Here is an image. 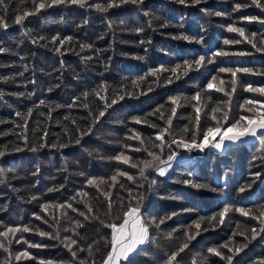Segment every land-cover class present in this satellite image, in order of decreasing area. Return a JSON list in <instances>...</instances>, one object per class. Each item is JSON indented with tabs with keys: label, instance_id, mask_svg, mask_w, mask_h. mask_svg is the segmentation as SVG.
<instances>
[{
	"label": "trees",
	"instance_id": "16d2710c",
	"mask_svg": "<svg viewBox=\"0 0 264 264\" xmlns=\"http://www.w3.org/2000/svg\"><path fill=\"white\" fill-rule=\"evenodd\" d=\"M94 2L104 3L105 0H94ZM234 2L235 0H207V3L185 6L176 3L175 0H145L139 9L129 4L110 9L107 13L97 12L95 9H81L75 5L58 6L28 17L23 25H15L11 23L14 19L13 9L26 8L29 5L26 3L21 5L18 0H13V3L9 4L11 26L6 30L0 29V47L8 49L0 53V92H3V95H0V120L8 121L0 124V132L5 133L0 136V146L9 142L19 143L17 137L12 134L13 131H19L14 128V122H20L16 113H26L29 108H34L32 118L29 119L30 142H40L38 138L42 135L41 129H43L49 133L46 137L47 143L59 140L69 143L70 146L60 150L45 147L37 152L25 149L22 152H9L0 158V169L4 171L3 177H0L4 181L0 183V208L6 209L0 211V220L4 225L40 226L45 231L58 233L61 239L72 235L71 232L64 230L72 227L71 221L62 219L59 224H55L49 216L48 219L53 224L50 228L36 220L33 214L40 213V204L45 202L60 204L70 201V198L76 196L81 189L88 192L89 196L77 197V200L87 201L94 210H98L97 214L101 219L108 221L109 217L105 214L106 201L95 188L88 187L86 181L88 177H108L116 168L127 170L132 174L137 173L136 169H130L110 159L124 150L123 144L140 147L138 141L126 139L132 134L130 129L141 132L148 140L154 138L156 130L146 124L132 123V116H144L158 105L167 104L170 96L194 95L206 87L211 76L217 75L216 70L219 67H264V55L255 53L250 45L223 44L224 39H241L237 34L227 31L228 24L233 22L237 26L244 27L248 33L255 31L264 34V25L239 21V16L242 14H264H260L257 9H248L245 13H232L231 7ZM201 8L207 9L208 12L201 11ZM217 11L231 13V16L208 14ZM145 12L149 15L145 16ZM17 14L21 13L17 12ZM85 20L88 21L87 24H84ZM109 23L113 25L111 29L108 27ZM163 24L168 26L161 27ZM137 28H142L143 31L137 32L135 30ZM25 32L30 33L31 36H25ZM181 33L190 39L173 38ZM55 35L61 38L66 36L73 38L60 53L55 52V46L51 44L47 47L40 46ZM39 36L46 39L40 41V44H33L32 37ZM101 36L103 39L100 38ZM201 38H203L201 43L195 42ZM141 41L145 43L141 44ZM81 44H89L92 47L81 52ZM220 49L230 52L252 51L254 55L217 58L216 64H208L199 71H191L172 84H164L163 80L159 84L153 83L156 78L148 76L147 80L140 84L139 89L132 88L131 82L140 76H145L150 69L160 66L172 68L184 60L198 59L201 55L208 58ZM88 56L92 58L82 59ZM25 66L28 67L26 72ZM21 72H24L23 76L19 75ZM163 75L167 76L169 73ZM219 75L226 82L230 80V74ZM238 75L245 84L252 83L254 86H259L264 83V77ZM2 78H8L7 82L5 83ZM31 80H35L36 83H30ZM102 84L108 87L106 93H101L108 97V102L121 89L133 92L146 91L148 84H151L154 90L138 98L125 96L124 100L107 110L105 116L100 118V123H95L94 117L103 109L105 102L92 93L93 90H99ZM57 85L59 87H56ZM225 86H228L227 83ZM49 88H53L54 91L48 92ZM83 93H89L87 98ZM207 95L212 97L209 101L210 106L217 100L227 99L221 93L214 91L208 92ZM253 96L252 93L238 89L237 94L233 96L234 112L247 114L238 107V104L243 103L245 98ZM77 97L80 98L76 101L77 106L68 108L67 105ZM41 99L49 101L52 105L64 107L55 108L50 119L40 116L39 112L49 111V108L43 106L36 107ZM85 103L89 105L88 108L83 107ZM207 111L208 109H205V112ZM89 112L92 115H89ZM192 112V108L187 104L178 108L179 118L174 120L177 131L188 123L187 117ZM66 115H70L77 123L73 124L71 119L65 120ZM152 120L163 123L156 121L155 117H152ZM212 123L211 120L207 121V124ZM89 125L93 126L92 133L83 136L80 144H75V138L81 134L76 129L86 131ZM259 137L250 145L235 143L223 151L206 149L202 153H195L194 159L175 162L172 170L164 177L152 174L158 180V184L146 193L148 198L143 207L146 214L165 216L172 212H180L183 208H195L196 211L181 212L168 220L165 225H161L159 231L153 230L152 235L156 239L141 246L136 264H165L170 252L176 249L183 239L182 229L190 225L198 215L210 216L225 205L245 208H259L264 205V134H260ZM169 151L179 154L186 150L172 145L171 149H165V157ZM89 153L92 155L90 156ZM128 155L135 159L146 158L145 152H128ZM37 168L39 172L33 175L37 172ZM65 168L67 171H64ZM80 172L86 173V176H81ZM189 172L192 173L190 177ZM255 172H260L261 176L254 177L252 174ZM183 179H192L197 183L210 185L218 191L212 193L176 183ZM252 180H255V183L252 184L251 189L240 193L239 188ZM125 183L129 187H135L131 182L125 181ZM60 184L64 187L58 192H48L49 188ZM147 188L145 182L144 189L138 191ZM112 191L114 200L119 201L120 197L127 200V192L117 189ZM33 196L38 199L32 200ZM169 196H176L178 199H168ZM73 204L85 210L83 203L73 202ZM67 211L73 219L83 220V217H78L71 210ZM53 214H56L55 210ZM115 215L114 209L113 216ZM229 216L230 219L225 225L214 231L202 232L191 242L189 249L181 254L183 264H192L193 260L199 261L201 257L209 255L208 247L227 242L237 223L242 226L257 224L256 221L240 216L239 213L233 212ZM173 229H177L173 239H166V235ZM0 230H3L2 226ZM79 232L81 235L76 238L81 246L93 244L94 249L101 250L95 254V258L99 259L105 251V238L110 240L111 229L101 226L98 221L85 222V226L80 228ZM20 235L29 242L52 245L40 250L29 249L39 259L63 261L65 264L71 260L70 253L60 240L41 238L33 233L17 234L18 237ZM235 239L243 241V236H237ZM11 248L15 253L25 250L27 245L16 244L13 241ZM4 255L0 252V259ZM79 255L86 257L87 252H81ZM262 257H264V234L252 241L249 247L236 257V261H239V264H251L252 261ZM209 259L218 262L217 257L210 256ZM14 264H35V261L25 260ZM73 264H79V261Z\"/></svg>",
	"mask_w": 264,
	"mask_h": 264
},
{
	"label": "snow or ice",
	"instance_id": "6c2138e0",
	"mask_svg": "<svg viewBox=\"0 0 264 264\" xmlns=\"http://www.w3.org/2000/svg\"><path fill=\"white\" fill-rule=\"evenodd\" d=\"M23 5L27 4L29 7L13 9L12 16L14 19L11 23L15 25H23L25 20L30 16H35L41 13L43 10L58 7V6H78L81 9H95L97 12L107 13L110 9L120 8L123 5H135L138 9L139 6L144 4L145 0H105L104 3H96L94 0H18ZM176 3L185 6H194L202 3H207V0H175ZM13 0H0V29L6 30L11 24L9 22V4H12ZM248 9H257L260 14H264V0H235L232 3V13H245ZM203 12H208L207 9L201 8ZM20 12L21 14H17ZM215 16H231V13H225L217 11L215 13H208ZM145 16L149 14L144 13ZM239 21L253 23L257 22L264 25V15H251L242 14L239 16ZM88 21L85 20L84 24ZM82 26V25H81ZM149 26L151 22L149 21ZM167 24L161 25V27H167ZM109 29L113 27L111 23L108 24ZM182 27V26H181ZM137 32L143 31L142 28L135 29ZM229 33L237 34L241 39H224V45H239L248 44L255 53L264 55V34L257 33L255 31L248 33L244 27L237 26L235 22L229 23L227 26ZM25 36H31L30 33L25 32ZM103 39V36L100 37ZM174 39L189 40L190 38L183 33L173 37ZM46 38L43 36L32 37L33 44H40V41H44ZM72 37L66 36L61 38L59 35L52 36L50 40L45 44H40L41 47H47L49 44L55 46L54 51L57 53L61 52L64 46L72 41ZM203 38L195 41L201 43ZM58 42V45H57ZM145 43L144 41L140 42ZM150 43V41L148 42ZM92 45L81 44L80 51L83 52L86 49H90ZM70 50V49H68ZM8 49L0 47V53H4ZM79 55V53H77ZM252 51H225L220 49L212 53L211 57L206 58L201 55L198 59L189 61L184 60L182 63L176 64L172 68H165L160 66L159 68H153L148 71L145 76H140L136 80L131 82L132 88L139 89L140 84L147 80L148 76L155 77L153 83L159 84L163 80L164 84H172L175 80L181 79L183 76L188 75L191 71H199L201 68L208 64H216L217 58L221 57H245L252 56ZM92 57H82V59L90 60ZM23 59V58H22ZM142 59V57L140 58ZM24 71H28V67H24ZM217 75L211 76L206 83V87L200 91H197L190 97L183 96H170L168 97L167 104H160L151 112L146 113L144 116H132L131 122L134 124H146L148 127L155 129V135L153 139H146L141 132L135 129H130L132 133L126 137L127 140L138 141L140 147H134L129 144H123L124 150L119 151L114 156L110 157L111 160L116 161L118 164L126 165L130 169H136L137 173L132 174L127 170L116 168L112 175L108 177H88L87 186L95 188L99 195L104 198L107 203V212L105 213L109 220L106 221L101 219L97 214L98 210H94L93 207L85 200H77V197H88L89 193L81 189L76 196L70 198V201L56 204L53 202H45L40 204V213H34L36 220L41 221L43 224L48 225L50 228L53 226L50 223L48 217L55 224H59L62 219L71 221L72 227L65 228L66 232H71L72 235H68L61 239L58 233L54 234L49 231L43 230L40 226H29V225H15L9 226L4 225L3 221L0 220V226L3 230H0V252L5 254L0 259V264H14V262L20 261H35V264H65L63 261L43 260L33 255L29 249H45L52 247L45 243L29 242L23 235L17 236L18 233H33L40 236L41 238H48L49 240H60L63 246L70 253L71 260L67 264H73L75 261H79V264H136L137 258L141 251V246L155 241L156 237L152 235L153 230L159 231L161 225H165L168 220H171L174 216L179 215L181 212H195V208H183L180 212H172L170 215L157 216L148 215L143 210L144 203L147 200V192L153 190L158 184V180L153 176L164 177L169 169L172 167V161L176 158L178 153L169 151L165 157V149H171L172 145L177 148H182L189 153L193 151L204 152L206 149H215L223 151L227 148L226 142H240L246 137H254L259 139L258 132L264 134V83L259 86H254L252 83H243L238 74L252 75L264 77V67L252 68V67H219ZM164 73L169 75L164 76ZM226 73L230 74V80L227 82L219 74ZM23 76L24 72L19 73ZM6 83L8 78H2ZM35 84V80L29 81ZM227 83V87L225 86ZM56 87H59L57 85ZM238 89L244 92L254 94L253 97L245 98L243 103L238 104V107L247 114H239L233 110V96L237 94ZM154 89L151 84H148L147 90H140L139 92L126 91L125 89L119 90L114 98L108 102V97L101 95L106 93L108 87L106 85H100L99 90H93L94 95L99 96L103 100V109L98 111V114L94 117L95 123H100V118L104 117L107 110L112 105L118 104L120 101L125 99V96L138 98L139 96H146L149 92ZM54 91L53 88H49L48 92ZM221 93L226 100H217L214 105L210 106L209 101L212 100L211 96H208V92ZM3 95V92H0ZM23 95V93H20ZM84 97L87 98L89 93H83ZM259 97V98H257ZM80 98L77 97L72 103L68 104V108L76 107V101ZM188 105L192 108L193 112L187 117L188 123L183 128L177 131L174 126V120L178 119V108ZM49 108L47 113L39 112L40 116L51 118L52 111L55 108L64 107L63 105H52L45 99L39 100V105L36 107ZM84 108H88L87 103L83 104ZM205 109H208L205 112ZM34 108H29L26 113L17 112L16 116L19 117L20 122H14V128L19 131H13V135L17 137L19 143L9 142L3 146H0V158L4 157L9 152H22L27 149L30 152H37L45 147H50L56 150L64 149L70 146L67 142H60L57 140L53 143H47L46 137L49 133L46 130L41 129L42 135L39 136L40 142H30L29 137V119L32 118ZM89 115H92L89 112ZM152 117L156 118V121H162L163 123H157L152 120ZM65 120H70L73 124L77 123L75 119H72L70 115L64 117ZM211 120L212 124H207V121ZM202 121L204 123L202 124ZM8 123V121L0 120V124ZM227 125V127H225ZM92 125H89L86 131H81L79 128L76 131H80L79 137L75 138L74 143L80 144L83 136L90 135L92 133ZM34 131V130H33ZM65 132H68L67 127ZM5 133L0 132V136ZM219 137V139H217ZM147 145V146H146ZM128 152H145L146 158L135 159L133 156L128 155ZM91 156L92 153H89ZM67 171V168L64 169ZM39 172L33 173L36 175ZM81 176H86V173L80 172ZM4 171L0 169V177H3ZM191 172L188 173L190 177ZM254 177L259 178L260 172L252 174ZM67 179V177H65ZM125 181L131 182L135 187H129ZM3 179H0V183H3ZM145 182L148 188L144 191H138L144 189ZM186 186H190L197 190H207L212 193L218 191L217 188L211 187L210 185L201 184L193 181L192 179H183L176 181ZM255 180L247 183L239 188L240 193H245L251 189L252 184ZM64 185L53 186L48 189V192H58ZM113 189L123 190L127 192V200L124 197H120L119 201L113 199ZM118 195V191H117ZM168 199H178L176 196H169ZM36 196L32 197V200H37ZM31 202V201H29ZM73 202L76 204L83 203L84 209L81 210L75 207ZM115 209L116 215L113 216V210ZM55 210L56 214H53ZM71 210L78 217H83V220L73 219L69 216L68 211ZM0 211H6L5 208H0ZM239 213L240 216L248 217L251 220L257 222L256 225H241L237 223L235 230H233L228 241L219 245H214L207 248L208 256L201 257L198 260H193L192 264H239L236 261L241 253L245 251L257 237H261L264 234V205L259 208H245V207H232L225 205L220 211L210 215L201 216L197 218L184 229H182L183 239L179 246L170 252L165 264H183V257L181 256L185 250L189 249L192 241L201 235L202 232L214 231L221 225H225L230 219V213ZM105 228L111 229L110 240L105 238L104 248L105 251L99 259L95 258V254L100 252L99 248L93 247V244L81 246L80 241L76 238L81 234L80 228L85 226V222H96ZM177 229H173L166 235V239L172 240L173 234ZM237 236H243V241H237ZM15 241L16 244H26L27 248L23 251L15 252L12 251V244ZM95 243V242H93ZM226 250V251H225ZM81 252H87L86 257H81ZM210 256L218 258L217 261L209 259ZM251 264H264V257L254 260Z\"/></svg>",
	"mask_w": 264,
	"mask_h": 264
},
{
	"label": "rangeland",
	"instance_id": "374dc122",
	"mask_svg": "<svg viewBox=\"0 0 264 264\" xmlns=\"http://www.w3.org/2000/svg\"><path fill=\"white\" fill-rule=\"evenodd\" d=\"M217 139H219V137H217ZM195 153H199L197 151H193L191 153H189L188 151H184V152H181L179 153L176 158L172 161V167L169 169L168 173L172 170L175 162H178V161H185V160H188V159H194L196 156H195ZM167 173V174H168ZM166 174V175H167Z\"/></svg>",
	"mask_w": 264,
	"mask_h": 264
},
{
	"label": "water",
	"instance_id": "95a60500",
	"mask_svg": "<svg viewBox=\"0 0 264 264\" xmlns=\"http://www.w3.org/2000/svg\"><path fill=\"white\" fill-rule=\"evenodd\" d=\"M260 134H262V133H259L258 132V136H260ZM258 139L257 138H254V137H246V138H244L242 141H240V142H236V143H242V144H245V145H250V144H252V143H254L255 141H257ZM226 144H227V147L229 146V145H231V144H235V143H232V142H226Z\"/></svg>",
	"mask_w": 264,
	"mask_h": 264
}]
</instances>
